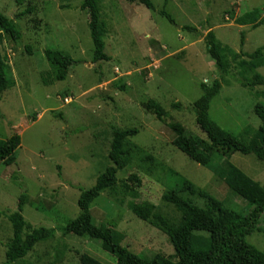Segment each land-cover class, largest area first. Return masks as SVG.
Returning a JSON list of instances; mask_svg holds the SVG:
<instances>
[{
	"label": "rangeland",
	"instance_id": "obj_1",
	"mask_svg": "<svg viewBox=\"0 0 264 264\" xmlns=\"http://www.w3.org/2000/svg\"><path fill=\"white\" fill-rule=\"evenodd\" d=\"M96 1L103 51L109 61L94 64L88 15L80 9L81 0H26L20 7L14 0H0V14L20 34L13 42L0 33V57L10 80L0 94V141L15 135L20 138L14 162L0 163V264L5 263L6 245L12 238L8 217L16 213L22 194L26 196L21 214L26 231L45 228L55 234L14 264H81L82 255L101 264H115L99 241L63 236L59 231L79 215L81 191L91 189L112 166L108 154L113 128L137 130V136L129 139L131 145L226 208L242 215L248 211L246 202L213 174L218 161L203 168L172 146L168 124L179 123L189 135L205 139L195 125L191 107L201 97L200 85H210L220 74L206 53L204 38L212 31L224 48L246 54L262 48L264 56V0H150L154 10L126 0ZM28 8L32 13L21 17ZM163 10L173 24L159 15ZM254 10L259 12L257 26L235 24ZM183 27L197 32H184ZM45 50L59 51L74 62L65 81L43 86L42 79L49 72ZM256 72L264 78V67ZM238 79L235 69L223 78L219 94L210 103L209 117L222 130L256 143L260 122L254 108L264 106V86L242 88ZM148 100L168 113L165 122L143 110L142 104ZM177 104L180 110H173L172 105ZM144 157L127 152L128 165L117 173L118 181L130 175L139 177L137 198L123 194L120 184L104 191L89 206L92 224L114 223L121 236L119 244L134 255L146 260L161 256L175 262L169 239L136 219L128 208L130 203L146 202L171 225L180 224V214L162 199L176 189L177 179ZM230 163L264 188V160L234 154ZM191 200L203 207L197 197ZM194 235L198 238L195 246L202 247L208 235ZM246 242L264 254V215Z\"/></svg>",
	"mask_w": 264,
	"mask_h": 264
},
{
	"label": "trees",
	"instance_id": "obj_2",
	"mask_svg": "<svg viewBox=\"0 0 264 264\" xmlns=\"http://www.w3.org/2000/svg\"><path fill=\"white\" fill-rule=\"evenodd\" d=\"M14 1L20 7L26 0ZM81 1L80 9L88 15L87 27L93 46L92 63L108 62L109 58L103 51V29L99 21L100 13L97 1ZM126 1L129 3L137 2L147 10H154L150 0ZM32 11L31 8H28L20 16L30 14ZM159 15L169 23H174L171 16L164 10ZM258 22L259 12L254 10L236 19L235 24L238 26H255ZM182 31L194 34L197 32L191 27H183ZM0 33L8 36L13 42L20 39L19 31L14 23L1 14ZM243 37L244 35L241 34V47L243 46ZM204 45L207 55L214 62L220 74V79L215 80L210 85H200L201 97L191 107L195 125L205 135V139L189 135L179 123H169L168 128L173 134L171 144L200 167L209 168L214 160L218 161L213 174L230 191L246 202L248 211L242 215L226 208L221 202L196 188L179 174L167 169L162 163H157L151 155L131 145L129 139L137 136V130L113 128L108 154L112 166L96 179L91 189L81 191L77 201L79 215L75 220L59 229L63 236L87 237L99 241L102 248L114 257L115 264H264V254L246 242V237L257 231L260 217L264 215V188L230 163V157L234 154L254 155L260 161L264 160V106L257 104L254 108V114L260 122L258 128L259 142L256 143L244 141L222 130L210 119L208 113L210 103L221 90V81L224 77L229 76L233 69L239 74L237 83L242 88L264 86V78L256 72L264 67L263 49H257L251 54L242 51L235 53L222 47L212 31L206 34ZM26 51L28 54L32 53L29 47H26ZM44 58L49 66V72L42 79L43 86L65 81L74 62L56 50H45ZM6 69L5 62L0 57V94L5 92L10 84ZM142 108L159 122L163 123L168 118V113L153 100H148L142 104ZM180 108L178 104L172 105L173 110H180ZM19 146L20 138L18 135L6 141H0V163L12 164ZM132 151H135L137 155H145L146 162L178 181L176 189L168 191L162 197L165 203L172 205L180 214L178 226L171 225L166 218L156 213L155 207L149 203H130L128 205L131 214L136 219L163 233L169 239L174 251L175 262L166 260L161 256L146 260L134 255L119 244L121 236L115 232L114 223L99 227L92 224L89 206L104 191L113 190L120 184L123 194L132 199L137 198V192L141 187V180L138 176L130 175L123 181L117 179V173L128 165L127 152L131 154ZM152 171L153 167L149 168L147 172L150 174ZM182 195H186L188 198H184ZM194 197L203 201V207L196 206L192 202L191 198ZM25 203L26 196L22 194L18 200L16 213L8 217L12 224V238L6 245L4 264H14L22 260L32 252L38 243L54 237L55 231L53 229L38 228L26 231L25 222L21 216ZM195 233L208 235L202 247L195 246L198 239L194 235ZM79 260L81 264H101L87 255L80 256Z\"/></svg>",
	"mask_w": 264,
	"mask_h": 264
}]
</instances>
